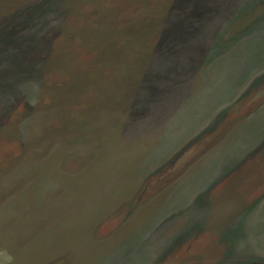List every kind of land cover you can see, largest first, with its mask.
<instances>
[{"label":"rangeland","instance_id":"rangeland-1","mask_svg":"<svg viewBox=\"0 0 264 264\" xmlns=\"http://www.w3.org/2000/svg\"><path fill=\"white\" fill-rule=\"evenodd\" d=\"M0 264H264V0H0Z\"/></svg>","mask_w":264,"mask_h":264}]
</instances>
